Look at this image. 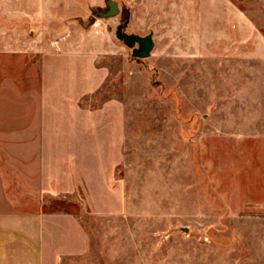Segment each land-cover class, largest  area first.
<instances>
[{"label": "rangeland", "instance_id": "rangeland-1", "mask_svg": "<svg viewBox=\"0 0 264 264\" xmlns=\"http://www.w3.org/2000/svg\"><path fill=\"white\" fill-rule=\"evenodd\" d=\"M0 194L58 264H264V0H0Z\"/></svg>", "mask_w": 264, "mask_h": 264}, {"label": "crops", "instance_id": "crops-1", "mask_svg": "<svg viewBox=\"0 0 264 264\" xmlns=\"http://www.w3.org/2000/svg\"><path fill=\"white\" fill-rule=\"evenodd\" d=\"M7 197L0 194V264H58L85 252V233L73 216L45 214L40 201L19 208Z\"/></svg>", "mask_w": 264, "mask_h": 264}, {"label": "water", "instance_id": "water-1", "mask_svg": "<svg viewBox=\"0 0 264 264\" xmlns=\"http://www.w3.org/2000/svg\"><path fill=\"white\" fill-rule=\"evenodd\" d=\"M110 7H111L112 14H115L116 9H115L114 4L110 3ZM129 41L130 43L137 42L141 45V50L139 52L140 57H147L149 51L151 50L153 46L152 40L149 37L139 38V37L132 36Z\"/></svg>", "mask_w": 264, "mask_h": 264}]
</instances>
